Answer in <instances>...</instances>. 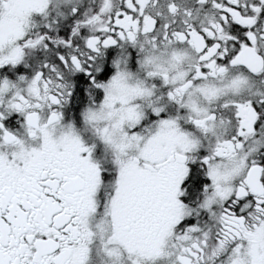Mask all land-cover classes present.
<instances>
[{
	"label": "snow or ice",
	"instance_id": "1",
	"mask_svg": "<svg viewBox=\"0 0 264 264\" xmlns=\"http://www.w3.org/2000/svg\"><path fill=\"white\" fill-rule=\"evenodd\" d=\"M0 264H264V0H0Z\"/></svg>",
	"mask_w": 264,
	"mask_h": 264
}]
</instances>
